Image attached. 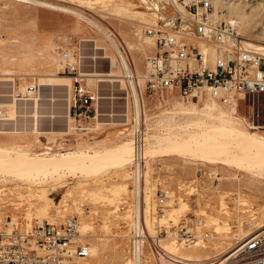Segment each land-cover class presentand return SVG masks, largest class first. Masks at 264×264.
I'll return each instance as SVG.
<instances>
[{"label": "rangeland", "instance_id": "374dc122", "mask_svg": "<svg viewBox=\"0 0 264 264\" xmlns=\"http://www.w3.org/2000/svg\"><path fill=\"white\" fill-rule=\"evenodd\" d=\"M38 1L69 8L91 20L36 3L0 0V167L7 156L49 159L60 158L61 154L102 155L125 148L128 155L124 161L93 169H57L37 176L27 174L22 167L6 170L12 174L0 169V230L10 232L13 226L29 229L74 216L79 234L82 230L85 234L80 239L91 251L89 258L77 259L75 264H129L125 259L128 231L135 210H141L142 199L146 205L143 223L150 238L178 258L194 259L196 252L204 262L223 258L235 239H241V230L254 231L257 224H264V165L249 169L244 163L230 161V144L225 147L229 158L222 163L207 162L196 145L164 155L167 148L178 146L177 141L212 144L204 139L221 125L233 134L228 123L238 130L256 131L224 116L217 105L206 110L168 92L150 96L143 92L142 82L145 163L143 170H138L139 178L143 174L142 193L138 195L137 188L132 190L129 87L114 45L92 23L114 38L131 70L141 76L154 44L144 33L150 18L137 0ZM211 3L215 11L223 10L226 20L237 23L242 39L264 44V0ZM246 47L257 53L254 47ZM64 54L70 61L74 56L81 57L87 87L98 89L101 97L98 121H90L83 128H77L68 115L73 82L63 73ZM259 67L264 70V60ZM31 85L35 93L28 96L26 88ZM260 104L264 106V98ZM199 112L214 119L197 115ZM158 190L171 195L161 210L156 206ZM189 216L203 219L213 238L196 246L178 242L177 226ZM230 226L228 233L225 228ZM147 254L145 247V264H154L147 260ZM177 262L166 259L161 264Z\"/></svg>", "mask_w": 264, "mask_h": 264}, {"label": "built area", "instance_id": "2783aa9c", "mask_svg": "<svg viewBox=\"0 0 264 264\" xmlns=\"http://www.w3.org/2000/svg\"><path fill=\"white\" fill-rule=\"evenodd\" d=\"M137 1L154 19L144 30L153 40L154 52L145 58L143 92L150 96L168 92L186 102L202 105L213 102L237 115L244 128L264 132V106L260 104L264 98V70L259 67L264 59L236 46L233 25L218 16L211 0ZM219 13L224 16L223 10ZM63 57V73L70 75L73 82L68 115L77 128H83L97 118L101 98L98 89L87 87L81 72V57L74 56L73 61L68 54ZM135 75L134 71L124 73L132 112V190L142 180V172L138 178L137 170L144 167L146 138L145 125H137L136 121L131 88V82H137ZM34 93V85L26 88L28 96ZM156 197V206L161 210L171 195L158 190ZM145 207L142 199L141 210L139 207L132 216L125 253L129 264H145V247L147 260L154 264L164 260L162 250L151 242L145 229ZM177 227L176 240L185 246L202 245L213 238L203 219L195 216L182 219ZM78 229L77 218L68 216L60 223L45 221L29 229L13 226L10 232L0 230V264H75L77 259L89 258V245L79 238ZM157 236L160 238L159 233ZM222 261L223 264H264V225L242 240L235 239Z\"/></svg>", "mask_w": 264, "mask_h": 264}, {"label": "bare ground", "instance_id": "6f19581e", "mask_svg": "<svg viewBox=\"0 0 264 264\" xmlns=\"http://www.w3.org/2000/svg\"><path fill=\"white\" fill-rule=\"evenodd\" d=\"M15 1L23 2V3H36L38 5H42V6L51 8V9L75 14L78 17H81L82 19H85V20H91V18L89 19L86 15H84L82 13L73 11L69 8L60 7L57 5L46 3L43 1H38V0H15ZM215 12L218 13V16L223 18L222 14L219 13V11H215ZM147 14L150 18L149 25H152L154 23V19L150 13H147ZM227 21H229L230 24L233 25V27L235 29L234 42H236V46L240 45L246 51H249L250 53L256 54L260 58L264 59V44L257 45V44H254L252 40L242 39L239 36L237 29H236L237 23L235 21H230V19H228ZM92 22H93V20H92ZM92 24L95 27L98 26L103 31V33L106 34L107 38L111 41V43L114 45V46L113 45L112 46L116 49V51L118 53V57H119L120 62L123 66L124 73L125 74L131 73L132 70L129 66L127 58L123 54V52L120 50V48H118V46L116 45L114 38L105 29H103L99 24H94V23H92ZM247 45L254 47V49L257 51V53L259 55L256 52H253L252 50L247 48L246 47ZM135 76L137 78V82L136 83L131 82V88L133 91L134 102L136 105L137 125H139V124L141 125L145 120L143 118V110L141 108V102H140L139 97H138V94H139L138 93V87L140 85V82L143 83L144 75L142 74L141 76H138V75H135ZM99 80H102V79H99ZM188 104L195 105L199 109L204 108L206 110H209V107L215 108L214 107L215 105L219 106L218 104L213 103V102H209V101H206L202 106H199L198 104L191 102V101H188ZM219 107H221V109H222V110H220L221 114H224V116L230 117L237 124L241 125L244 128V126L241 123V120L239 119V117L237 115L226 110L222 106H219ZM193 112L196 113V110L193 109ZM197 115H205L211 119H214V116H212L208 113H205V114H201V113L198 114L197 113ZM96 120L98 121V116H97ZM219 120L221 121L222 119H219ZM228 124L230 125V126L229 125L228 126L230 127L229 129L231 131H233L232 132L233 134H229L228 130H227L228 128L225 129L224 125L220 124L221 126L219 127V129L215 130V132H213L212 134H209L207 136V138L204 139V140L210 139L211 141H213L212 144L207 145L206 142H203V141L198 144L197 140H192V139L177 141L178 146H176V147L171 146V147L167 148V151L164 155H171L175 152L186 150L187 148L190 149V147H193L196 145L197 146L196 151L199 152V155H201V157L205 158L207 162L222 163V162L228 160V158H229V157H227V152L225 150V147L230 144V159H229L230 161H234L236 163H241V164L244 163L246 166H248V168L254 167V166L257 167V166L264 165V134L260 135L257 131L251 132V131L238 130V129H236L237 127H235L234 124H232V123H228ZM253 131H255V130H253ZM199 136L204 137L203 134H199ZM219 137L225 139L226 142L217 141L216 138H219ZM131 144H132V141H131ZM129 147H130V145H129ZM131 147L132 148H130V156H129V160H128L129 163L131 162V159H132L131 154L133 153V145H131ZM144 152H143V155L145 158ZM127 155H128V151L125 148L122 150L121 149L109 150V151H106L102 155L96 154V155H91V156H81V155H72V154H61L60 158H49V159L36 158V159H29L28 160V159H24V158L21 159L19 156H16L14 158H10L7 156L6 158L5 157L2 158L4 160L2 162H4V163H3L2 167H0V169H1V172L3 170L4 171L3 173H5V171L6 170L8 171V169L13 170V169L22 167V169L20 168L22 171L26 172L29 175L37 176L39 173H42L45 171H55L57 169H78V170L93 169V168L99 167L100 165H102L104 163L106 164L108 162H113V161H118V160L124 161L126 159ZM3 168H6V169H3ZM20 169H19V171H20ZM7 173H9V172H7ZM9 174H12V173H9ZM137 174H138L137 177L139 178L138 170H137ZM140 186L141 185L137 186V189H136V192L138 195H139V192H141ZM175 210H177V209H175ZM263 225L264 224H257V226L255 225L256 228L254 229V231L261 228ZM218 228H222V227L220 226ZM218 228L215 229L214 231H217ZM82 229H83V226H82ZM225 229H227L228 231H226V232L229 233V230L231 231L232 228L230 226V227L225 228ZM254 231H245L244 232L241 230V239L240 240L244 239L245 237H247L249 234H251ZM80 236H85L83 230L80 232L79 238H80ZM152 243L155 244L160 250H163V251H161L162 252V254H161L162 258L164 259L162 263H164V261H166V259L168 261H172V262L178 261L177 262L178 264H223V262H224V261H222L221 257L214 259L216 261L212 260L210 262H204L205 260L201 257V254H199L197 252L194 254V257H195L194 259H191V258H185L184 259V258L179 257L181 259V261H179L180 259L178 257L174 256L172 253H170L168 251H167V253L164 252V248L160 247L157 243H155V241L152 240ZM196 245H198V244H195L194 246H196ZM170 254H172V255H170ZM90 255H91V253H90ZM168 256L173 257V259L168 257ZM201 261H203V262H201Z\"/></svg>", "mask_w": 264, "mask_h": 264}, {"label": "crops", "instance_id": "0c3cea01", "mask_svg": "<svg viewBox=\"0 0 264 264\" xmlns=\"http://www.w3.org/2000/svg\"><path fill=\"white\" fill-rule=\"evenodd\" d=\"M57 84H52V86H56ZM60 85V84H59ZM53 91H54V96L57 94V90H56V88L54 89V87H53ZM50 98H51V100H52V98H54L53 96H52V94L50 95ZM101 114L100 113H98V117L100 116Z\"/></svg>", "mask_w": 264, "mask_h": 264}]
</instances>
